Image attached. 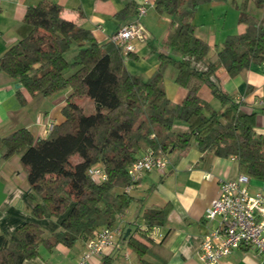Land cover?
<instances>
[{
	"label": "trees",
	"instance_id": "trees-1",
	"mask_svg": "<svg viewBox=\"0 0 264 264\" xmlns=\"http://www.w3.org/2000/svg\"><path fill=\"white\" fill-rule=\"evenodd\" d=\"M207 1L155 0L157 11L171 18V30L162 40L170 50L161 51L150 41L160 64L149 77L131 73L114 41L99 42L93 31L65 19L57 2L41 0L27 7L23 21L30 31L0 58V70L27 92L16 90L23 104L37 94L48 97L69 87L72 92L62 110L65 120L54 124L46 137L19 128L0 138V177L3 164L19 153L34 217L41 219L47 211L63 218L61 228L51 233L35 220L24 222L9 237L0 233V264H24L38 257L40 245L48 250L59 244L72 247L81 238L88 241L94 229L114 224L134 199L117 189L131 183L128 167L148 148L169 154L194 140L201 152L236 156L241 173L264 180V135L254 129L257 112L245 111L218 78L221 68L235 76L250 63L264 61V17L242 8L244 31L228 35L211 52L213 44L197 37L191 21ZM253 1L264 9V0ZM138 7L132 1L114 16L128 23ZM170 63L177 69L174 80L187 90L181 103L166 94L163 80ZM203 85L220 101L219 108L201 98ZM179 122L187 127L178 128ZM96 162L108 175L102 183L88 176ZM166 215L165 208L147 209L148 230L162 224Z\"/></svg>",
	"mask_w": 264,
	"mask_h": 264
},
{
	"label": "crops",
	"instance_id": "crops-1",
	"mask_svg": "<svg viewBox=\"0 0 264 264\" xmlns=\"http://www.w3.org/2000/svg\"><path fill=\"white\" fill-rule=\"evenodd\" d=\"M41 0H0V58L9 47L29 33L30 28L23 18L27 7L36 5ZM62 6L61 14L65 19L93 31L99 42L112 40L113 34L122 26L133 22L137 16L123 23L114 16L115 12L123 10L127 3L135 1L141 4L144 0H52ZM154 4L144 17L145 38L135 40L136 51L126 54L120 48L127 69L133 74L149 77L160 64L158 53L152 51L151 42L156 48L169 52L170 47L163 41L171 30V18L160 14ZM240 2V3H239ZM217 2L203 8L191 16L195 25L197 37L213 44L211 52L219 46L230 34L244 31L240 25L239 16L242 8H246L258 18L264 17V9L258 8L253 0H235L237 7V31L226 29V22L217 23L213 12ZM206 9L212 14V19L203 18ZM227 13H225L226 15ZM213 22V23H212ZM151 41V42H150ZM247 71L230 76L224 68L218 75L224 90L235 95L242 101V108L247 112L256 111V132L264 135V61L250 63ZM177 73L172 63L168 64L164 76L166 94L174 103H181L187 92L174 79ZM23 87L12 79L5 71L0 70V138H4L19 128H28L36 138L46 137L49 125L65 120L63 108L72 89L66 88L52 96L37 94L28 98L27 104L21 103L16 94L17 88ZM207 85L200 88L199 95L215 108L220 107V101L210 92ZM89 108L94 106L88 101ZM178 128L187 126L182 122ZM192 140L189 146L182 150L169 152V163L164 174L154 170L146 172L136 186L128 192L134 199L127 210L122 213L114 224L109 226L121 229L117 245L107 249L102 254L94 255L87 264H103L109 259V264H204L200 258V248L204 237L218 226V220L207 222L204 219L206 209L219 193L220 182L238 177L241 173L238 160L231 156L215 155L212 151L201 152ZM1 155V153H0ZM21 155L15 154L2 166L0 177V233L8 237L13 230L27 221H38L46 232L51 233L61 228L62 218H53L46 211L45 216L37 219L32 214L33 202L27 198L29 187L25 173L18 171ZM249 188L252 192H264V180L250 178ZM125 191L126 188H118ZM150 208H165L167 215L162 224L148 230L144 212ZM156 233V238L153 234ZM158 236V237H157ZM135 242L137 246L130 244ZM141 249V250H140ZM87 251V240L81 238L68 247L59 244L52 250L39 246L38 257L27 260L24 264H77ZM140 252V253H139ZM142 252V254H141ZM256 250L239 248L223 257L222 264H264Z\"/></svg>",
	"mask_w": 264,
	"mask_h": 264
},
{
	"label": "built area",
	"instance_id": "built-area-1",
	"mask_svg": "<svg viewBox=\"0 0 264 264\" xmlns=\"http://www.w3.org/2000/svg\"><path fill=\"white\" fill-rule=\"evenodd\" d=\"M152 0L141 2L137 11V19L122 26L113 36L114 41L126 54L136 51L135 40L145 38V26L142 21L148 13ZM264 106V100H262ZM49 125V130L52 129ZM238 160L236 156H231ZM169 154L160 149L148 148L128 167L131 183L126 186L130 192L146 172L158 171L164 174ZM88 176L102 183L108 175L101 162L92 164ZM250 177L240 173L238 177L220 182L219 193L206 209L204 219L207 222L218 220V226L212 229L203 239L200 258L204 264H222L223 257L239 248H252L264 261V192H252L249 188ZM121 229L111 226H101L94 229L87 241V251L77 264H87L94 255L102 254L107 249L117 245ZM155 236V237H154ZM156 238V233L153 234ZM158 237V236H157Z\"/></svg>",
	"mask_w": 264,
	"mask_h": 264
},
{
	"label": "rangeland",
	"instance_id": "rangeland-1",
	"mask_svg": "<svg viewBox=\"0 0 264 264\" xmlns=\"http://www.w3.org/2000/svg\"><path fill=\"white\" fill-rule=\"evenodd\" d=\"M213 2H217L215 4L216 7H214V10H213L215 17L217 19V23L219 24V20H221V22L224 21V22H226V24L224 25V26H226V29H228V30L230 29L233 32L237 31V25L236 24H237V18H238V16H237L238 9H237V7H235L233 5L234 0H210V1H207L203 4H201L203 6L202 10H203V8H205L204 6L209 8L211 6L210 4H212ZM197 10L195 12H197ZM207 11H209V10L206 9V12H205V15L203 16V18L206 17L207 19H210V18L212 19V14H211L212 11H210V13ZM225 13H227V14L225 15ZM143 22H144V20H143ZM83 103L84 104L87 103V100L83 101ZM87 105L89 107V104H87ZM18 171H20L21 173H25L21 163L19 164Z\"/></svg>",
	"mask_w": 264,
	"mask_h": 264
}]
</instances>
